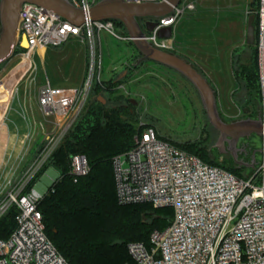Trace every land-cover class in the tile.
<instances>
[{"label":"built area","instance_id":"2783aa9c","mask_svg":"<svg viewBox=\"0 0 264 264\" xmlns=\"http://www.w3.org/2000/svg\"><path fill=\"white\" fill-rule=\"evenodd\" d=\"M68 1L87 13L100 0ZM193 7L182 4L172 15L160 19L153 32L146 35L147 41L159 50L173 52L176 47L174 35L161 40L156 37V32L162 27H173ZM254 16L258 83L264 97V0H258ZM20 18V34L27 44L24 58L28 61L40 57L43 49L71 39L83 41L89 37L91 40L93 31L116 37L111 21L106 24L104 21H86L76 27L30 3L22 5ZM125 40L129 41L127 37ZM93 69L92 64L90 77L82 86L55 88L47 82L40 87L38 108L43 118L51 119L53 130L38 155L35 172L63 142L83 109ZM112 169L120 205L149 203L154 208L169 207L174 214L164 231L151 234L150 250L140 243L128 245L131 264H264V160L257 172L240 178L160 140L156 130L147 127L135 134L132 149L112 158ZM88 173L85 157H71L70 175L74 182ZM52 174L49 170L41 181L24 193L33 178L27 177L0 206V217L12 205L18 209L14 231L7 240L0 241V264H68L46 237L37 209L47 188L54 182L51 181ZM46 179L50 183H46Z\"/></svg>","mask_w":264,"mask_h":264},{"label":"rangeland","instance_id":"374dc122","mask_svg":"<svg viewBox=\"0 0 264 264\" xmlns=\"http://www.w3.org/2000/svg\"><path fill=\"white\" fill-rule=\"evenodd\" d=\"M249 1L181 2V6L182 4L194 6L190 13L181 17L182 20L187 15L191 20L187 27L188 40L190 35L196 37L194 45L189 47L192 50L203 47L212 53L215 51L214 56L210 58L212 63H205L206 73L203 72V76L208 79L215 91L219 115L227 123L247 119L248 114V109L243 108V102L237 103V100L243 97V92L238 93L237 97L229 96L232 83L229 59L230 51L234 47L233 50L238 51L237 55L242 61L249 56V50L245 47L246 23L248 17L254 14L250 11ZM178 20L172 27L176 35ZM114 33L116 37L93 31L91 40L89 37H85L83 41L71 39L59 46L49 47L44 59L35 56L25 66L22 65L25 52H16L12 59L0 64V105L10 99L0 122L6 133L1 134L6 140L0 144V206L6 202L8 194L13 189L22 184L27 177L36 175L38 152L51 136L53 130L51 119L43 118L45 122L49 121L43 123L36 105L40 87L47 82L55 88L82 86L90 77L92 64L94 69L93 74L91 73V86L93 83L102 84L109 80H119L120 84L115 91L122 100L118 101V105L126 106V100L129 102L130 113L135 116L138 128L153 125L165 139L185 145L200 140L207 133L212 161L224 167L237 169L229 153L219 154L214 147L218 133L208 123L194 87L171 69L150 61L138 63L140 55L131 42L125 40L126 32L115 25ZM178 51L179 49L170 53L184 58L179 54L181 51L179 53ZM210 76L214 79V86L209 80ZM217 89L227 91V97L219 98ZM261 95L262 104L256 112L257 115L260 113L264 117L262 92ZM104 98L108 99V96L104 94ZM242 145L248 146L256 163L254 169H239L241 176H248L257 172L264 160V138L253 135L241 139L237 148H241ZM49 170L53 171L51 181H55L58 173L51 168L42 174L39 181ZM46 183L50 182L46 179Z\"/></svg>","mask_w":264,"mask_h":264},{"label":"trees","instance_id":"16d2710c","mask_svg":"<svg viewBox=\"0 0 264 264\" xmlns=\"http://www.w3.org/2000/svg\"><path fill=\"white\" fill-rule=\"evenodd\" d=\"M257 3L258 0L249 1L251 13L256 11ZM108 21L125 31L119 22ZM254 28V44L248 45L245 40L249 56L242 61L238 51L233 50L230 59L236 83L233 95L237 97L243 92L237 103L243 102V108L248 109L247 118L251 119L257 117L256 111L262 104L256 21ZM16 52L24 53L25 49L17 48ZM119 84V80L92 84L84 107L63 142L54 149L24 190V193L28 192L48 169L58 173L37 209L42 216L46 237L68 264H131L128 245L140 243L150 250L151 234L162 232L170 225L174 214L169 207L154 208L149 203L120 205L117 202L112 158L132 149L135 134L143 128H154L160 140L211 166L220 167L240 178L250 176H241L239 169L214 163L210 158L207 133L200 140L185 145L165 139L153 125L138 128L135 116L130 113L129 102L126 100V106L118 105L122 100L115 91ZM76 155L85 157L89 173L74 182L70 175V159ZM17 214V207L12 205L0 217V241L7 240L14 231Z\"/></svg>","mask_w":264,"mask_h":264},{"label":"water","instance_id":"95a60500","mask_svg":"<svg viewBox=\"0 0 264 264\" xmlns=\"http://www.w3.org/2000/svg\"><path fill=\"white\" fill-rule=\"evenodd\" d=\"M181 2L182 0H163L126 3L123 0H100L87 13H84L70 4L68 0H0V64L10 60L17 48L27 49V44L20 34V10L24 3L49 10L76 27H81L86 21L90 23L108 20L119 22L127 38L140 55L138 63L150 61L171 69L194 87L208 123L218 133L214 146L218 153H229L234 164L254 169L253 163L245 165L237 160V153L240 151L237 143L240 139H247L252 135L264 138V117L259 113L254 119L224 122L217 109L215 91L208 80L185 59L153 47L146 39V35L153 32L157 22L172 15ZM141 21L144 24H141ZM254 21L255 16L251 14L246 23L245 40L248 45L254 44ZM172 35L173 30L170 26L162 27L156 32V37L161 40L170 39ZM45 52L46 49L40 52L41 59H44Z\"/></svg>","mask_w":264,"mask_h":264},{"label":"crops","instance_id":"0c3cea01","mask_svg":"<svg viewBox=\"0 0 264 264\" xmlns=\"http://www.w3.org/2000/svg\"><path fill=\"white\" fill-rule=\"evenodd\" d=\"M186 13H190V12H186ZM186 13H184L183 16H185ZM203 16H204V14H203ZM181 17L179 18L178 24H177V26H178L177 27L178 28V35H176L175 32L173 33L174 40H175V43H176L175 50L179 49L178 53L181 51L179 54H181L184 58H186V60H189V62H191L193 67L196 68L199 72H201L203 74V72H205V69H204L205 63H207V64L212 63L210 58L212 56H214V52L215 51L212 53V51H208V50H206L203 47H200L199 49L195 48V49L192 50L189 46H191L192 44L194 45L193 41H194V38L196 39V37L193 36V35H190V39L188 40L189 36L187 35L188 34V30H189L187 27L190 25L191 20H189V16H187V15H186L185 19L181 20ZM224 17L226 18L227 16H224ZM182 25L184 26V28H181ZM72 40H76V39H72ZM226 49H228V48H226ZM233 49H235V47ZM233 49H231V51H230V59H231V54H232ZM46 53H47V50L45 52V55H46ZM230 59H229V67H230ZM230 77H231L232 83H231V87H230L231 90L229 89V91L231 92L229 94V96L231 98V96H233V94L236 91V83H235V81L233 79V76H232V73H231V68H230ZM209 80H210L211 84L213 85V80L214 79H213L212 76L209 77ZM217 96L219 98L223 99V97L224 98L227 97V91L217 89ZM9 100L10 99L6 100V102H4L3 105H0V122H2L3 113H4V110H5ZM36 105H37V108H38V104L37 103H36ZM38 110H39V108H38ZM39 113H40V111H39ZM11 117H13V116H11ZM42 120H43V123H45V124L49 123V121H46V122L44 121L43 116H42ZM1 126H2V128H1ZM0 130L4 131V133L0 131V136L2 138V142L1 143H4V139L6 140V137H2L1 134H6V133H5L4 126L2 125V123H0Z\"/></svg>","mask_w":264,"mask_h":264},{"label":"flooded vegetation","instance_id":"af4514ba","mask_svg":"<svg viewBox=\"0 0 264 264\" xmlns=\"http://www.w3.org/2000/svg\"><path fill=\"white\" fill-rule=\"evenodd\" d=\"M143 23V21H141V24ZM14 57V56H13ZM12 57V58H13ZM11 58V59H12ZM253 136V135H252ZM251 137V136H250ZM241 140V139H240ZM239 140V141H240ZM244 140V139H243ZM239 141L237 143V145L239 146ZM237 146V147H238ZM240 151L237 153V160L239 162H241L242 164H245V165H249V164H256L255 163V159H254V155L251 154V151H249L248 149V146L247 145H242L241 148H239ZM250 155V157H249ZM254 161V162H253ZM236 165V164H235ZM237 169H246L245 167L243 166H239V165H236ZM246 170H249V169H246Z\"/></svg>","mask_w":264,"mask_h":264},{"label":"bare ground","instance_id":"6f19581e","mask_svg":"<svg viewBox=\"0 0 264 264\" xmlns=\"http://www.w3.org/2000/svg\"><path fill=\"white\" fill-rule=\"evenodd\" d=\"M27 63H29V61H28V59H25L22 65L25 66ZM1 142H2V138L0 136V144H1Z\"/></svg>","mask_w":264,"mask_h":264}]
</instances>
